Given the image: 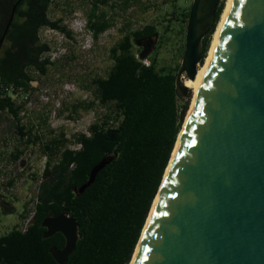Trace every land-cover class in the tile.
Returning <instances> with one entry per match:
<instances>
[{"label": "trees", "instance_id": "obj_1", "mask_svg": "<svg viewBox=\"0 0 264 264\" xmlns=\"http://www.w3.org/2000/svg\"><path fill=\"white\" fill-rule=\"evenodd\" d=\"M53 1L22 0L0 49V111L15 118L21 139L27 145L41 137L34 133V125L27 128L21 124L19 113L23 105L5 94L1 84L34 92L37 85L29 70L46 75L52 65L45 56L51 47L42 41L41 29L52 28L72 37L66 26L49 19ZM16 2L0 0V39ZM99 2L93 1L88 14V25L95 37L111 26L106 13L99 12ZM223 5L221 2L215 23L202 41L201 62L207 55ZM189 8L185 13L186 23ZM169 30L168 25L164 32ZM158 32L156 25L147 24L126 33L110 49L113 65L107 76L93 79L99 102L114 103L117 123L114 129L118 131L114 141L108 136L110 126L114 125L109 114L91 124L89 134L75 136L77 149L66 147L64 136L41 142L48 160L33 199L32 220L25 229L15 226L0 237V264H58L50 248L62 249L66 239L60 232L45 238L42 222L62 212L75 217L79 228L76 249L66 264L131 263L189 108L188 100L180 105L182 94L176 85L180 65L164 71L156 56L145 62L135 49L134 41L153 37ZM22 154L20 150L14 158ZM106 157H111L110 163L79 193L92 169ZM10 213L13 208L9 205L0 208V216Z\"/></svg>", "mask_w": 264, "mask_h": 264}, {"label": "water", "instance_id": "obj_2", "mask_svg": "<svg viewBox=\"0 0 264 264\" xmlns=\"http://www.w3.org/2000/svg\"><path fill=\"white\" fill-rule=\"evenodd\" d=\"M21 1L12 7L0 49ZM220 3L193 0L176 78L183 97L190 91L183 78L196 77ZM158 37L136 41L144 46L141 59ZM117 133L110 129L109 140ZM110 161L95 166L78 192ZM42 226L45 238L64 235L65 246L50 253L66 264L79 239L77 219L62 212ZM130 264H264V0H231Z\"/></svg>", "mask_w": 264, "mask_h": 264}, {"label": "rangeland", "instance_id": "obj_3", "mask_svg": "<svg viewBox=\"0 0 264 264\" xmlns=\"http://www.w3.org/2000/svg\"><path fill=\"white\" fill-rule=\"evenodd\" d=\"M93 1L54 0L51 3L49 19L66 26L72 33L71 38L48 27L40 31L42 41L51 47L45 56L51 59L52 65L46 75L29 70L37 89L27 91L15 101L23 105L19 113L21 124L27 128L34 125V133L41 140L27 145V141L21 139L15 118L6 111H0V208L5 205L13 208V213L0 216V237L7 235L15 226L25 229L32 220L33 199L43 180L48 160L41 142L64 136L67 139L65 146L77 149L79 145L75 136L89 134L90 125L109 114H112L110 122L114 124L110 128L116 127L114 103L99 102L93 79L107 76L113 65L110 49L126 33L147 24L156 25L158 41L143 60L148 62L150 56H156L164 71L178 64L181 67L187 28L185 13L193 0H100L99 12L106 13L111 26L97 37L88 25ZM221 2L224 3V11L227 0ZM170 20H173L172 23ZM168 25L170 30L165 33ZM161 34L163 38L160 40ZM134 45L141 58L144 46L136 41ZM192 98L193 91L190 89L187 97L182 96L180 105L188 100L190 108ZM20 150L23 154L15 159L14 155Z\"/></svg>", "mask_w": 264, "mask_h": 264}, {"label": "bare ground", "instance_id": "obj_4", "mask_svg": "<svg viewBox=\"0 0 264 264\" xmlns=\"http://www.w3.org/2000/svg\"><path fill=\"white\" fill-rule=\"evenodd\" d=\"M230 5H231V0H227L226 7H225L223 13L221 14V19H220V21L218 23V26H217V28H216V30L214 32L211 47H210V49L208 51L207 56L204 59V62L202 64L198 65V71H197L195 79L190 80V79H188L186 77L183 78L185 86H187L189 89H191L193 91V98H192L191 106H190L189 111L187 113L185 122H186V120H187V118H188V116L190 114L191 107L194 104L195 98H196V96H197V94H198V92L200 90V87L202 85V82L204 80L207 64L209 63V61H210V59H211V57H212V55L214 53L216 44L219 41L220 35L222 33L223 25H224V22H225L226 14H227V12L230 9Z\"/></svg>", "mask_w": 264, "mask_h": 264}, {"label": "built area", "instance_id": "obj_5", "mask_svg": "<svg viewBox=\"0 0 264 264\" xmlns=\"http://www.w3.org/2000/svg\"><path fill=\"white\" fill-rule=\"evenodd\" d=\"M1 87L5 91V94H9L12 97L13 100H15L16 98H19V97L23 96V94L27 92L22 87L16 89L14 86H7L5 84H1Z\"/></svg>", "mask_w": 264, "mask_h": 264}]
</instances>
